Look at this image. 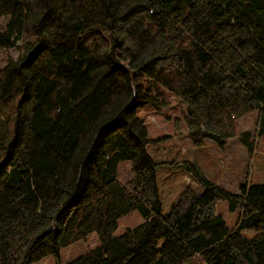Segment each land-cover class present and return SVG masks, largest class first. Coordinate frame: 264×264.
Wrapping results in <instances>:
<instances>
[{
    "label": "trees",
    "instance_id": "1",
    "mask_svg": "<svg viewBox=\"0 0 264 264\" xmlns=\"http://www.w3.org/2000/svg\"><path fill=\"white\" fill-rule=\"evenodd\" d=\"M173 100L196 146L258 153L264 0H0V264L59 258L91 234L64 264H264V185L203 180L163 215L157 170L179 163L149 157L138 111ZM133 212L144 222L115 236Z\"/></svg>",
    "mask_w": 264,
    "mask_h": 264
},
{
    "label": "rangeland",
    "instance_id": "2",
    "mask_svg": "<svg viewBox=\"0 0 264 264\" xmlns=\"http://www.w3.org/2000/svg\"><path fill=\"white\" fill-rule=\"evenodd\" d=\"M10 55L17 54L10 53ZM8 59L9 56L5 57L4 61ZM182 112L183 108L176 100L171 101L169 108L157 110L147 106L138 111V117L148 130L149 157L156 163H179L174 167L164 166L157 170L163 215L171 212L186 188L190 187L198 194H203L205 192L203 180L215 183L233 194H239L241 188L246 185H264V135L256 140L258 154H254L253 157L236 139H225L222 144L207 139L204 140V145L197 147ZM255 119L256 115L253 114L247 121L243 120L240 129H256ZM186 163L196 165L198 172ZM125 165L130 169L127 163H123L121 167ZM121 167L120 173L121 175L123 173L121 177H127L128 168L124 167L121 171ZM121 179L125 180V178ZM217 213L222 216L229 229H235L239 212H230L228 204L223 202L218 206ZM143 222L144 219L140 214L133 212L119 220L114 235L121 236L127 229L136 228ZM98 243L97 235L91 234L86 240L61 249L59 258L49 257L35 264H58L59 260L62 264L71 262L87 254Z\"/></svg>",
    "mask_w": 264,
    "mask_h": 264
}]
</instances>
